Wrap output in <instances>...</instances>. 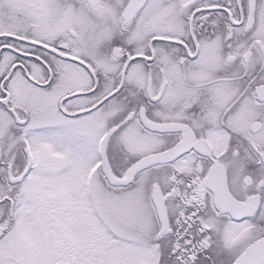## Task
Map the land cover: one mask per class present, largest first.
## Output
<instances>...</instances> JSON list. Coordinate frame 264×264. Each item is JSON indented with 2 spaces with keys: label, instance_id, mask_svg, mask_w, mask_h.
<instances>
[{
  "label": "snow or ice",
  "instance_id": "1",
  "mask_svg": "<svg viewBox=\"0 0 264 264\" xmlns=\"http://www.w3.org/2000/svg\"><path fill=\"white\" fill-rule=\"evenodd\" d=\"M0 264H264V0H0Z\"/></svg>",
  "mask_w": 264,
  "mask_h": 264
}]
</instances>
